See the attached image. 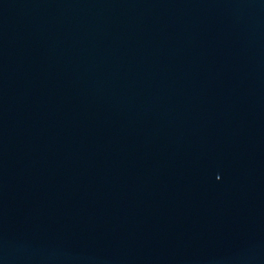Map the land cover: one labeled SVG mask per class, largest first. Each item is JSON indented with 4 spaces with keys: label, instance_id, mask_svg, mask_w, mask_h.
I'll list each match as a JSON object with an SVG mask.
<instances>
[{
    "label": "water",
    "instance_id": "obj_1",
    "mask_svg": "<svg viewBox=\"0 0 264 264\" xmlns=\"http://www.w3.org/2000/svg\"><path fill=\"white\" fill-rule=\"evenodd\" d=\"M0 264H264V0H0Z\"/></svg>",
    "mask_w": 264,
    "mask_h": 264
}]
</instances>
